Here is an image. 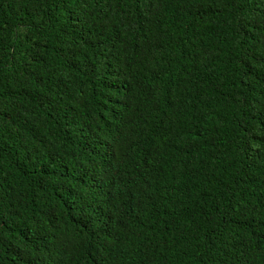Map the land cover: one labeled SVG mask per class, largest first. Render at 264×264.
Returning a JSON list of instances; mask_svg holds the SVG:
<instances>
[{"label": "trees", "instance_id": "1", "mask_svg": "<svg viewBox=\"0 0 264 264\" xmlns=\"http://www.w3.org/2000/svg\"><path fill=\"white\" fill-rule=\"evenodd\" d=\"M0 264H264V0H0Z\"/></svg>", "mask_w": 264, "mask_h": 264}]
</instances>
